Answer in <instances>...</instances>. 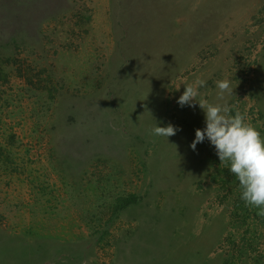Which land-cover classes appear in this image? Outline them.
I'll use <instances>...</instances> for the list:
<instances>
[{"label": "rangeland", "instance_id": "1", "mask_svg": "<svg viewBox=\"0 0 264 264\" xmlns=\"http://www.w3.org/2000/svg\"><path fill=\"white\" fill-rule=\"evenodd\" d=\"M197 78L264 135V0H0V264H264Z\"/></svg>", "mask_w": 264, "mask_h": 264}, {"label": "clouds", "instance_id": "2", "mask_svg": "<svg viewBox=\"0 0 264 264\" xmlns=\"http://www.w3.org/2000/svg\"><path fill=\"white\" fill-rule=\"evenodd\" d=\"M205 84L200 78L185 83V90L177 100L181 107L195 108L198 103L205 114L206 127L195 130L191 148L195 150L207 138L221 165L237 179L245 205L258 209L257 215L264 217V135L246 113L229 105L227 97L234 90L229 79L215 81L218 91L214 101L201 96L199 89ZM151 131L153 135L168 138L176 134L177 128L171 123L164 127L156 123Z\"/></svg>", "mask_w": 264, "mask_h": 264}]
</instances>
